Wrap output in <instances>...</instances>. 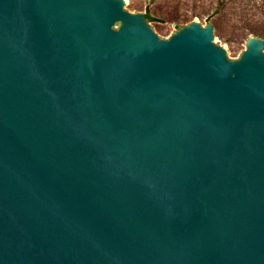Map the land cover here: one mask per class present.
<instances>
[{
	"label": "water",
	"instance_id": "95a60500",
	"mask_svg": "<svg viewBox=\"0 0 264 264\" xmlns=\"http://www.w3.org/2000/svg\"><path fill=\"white\" fill-rule=\"evenodd\" d=\"M221 30L0 0V264H264V43Z\"/></svg>",
	"mask_w": 264,
	"mask_h": 264
},
{
	"label": "rangeland",
	"instance_id": "374dc122",
	"mask_svg": "<svg viewBox=\"0 0 264 264\" xmlns=\"http://www.w3.org/2000/svg\"><path fill=\"white\" fill-rule=\"evenodd\" d=\"M123 4L154 20L150 22L168 38L198 22L201 27H221L217 45L232 60L240 59L250 40L264 43V0H123Z\"/></svg>",
	"mask_w": 264,
	"mask_h": 264
},
{
	"label": "trees",
	"instance_id": "16d2710c",
	"mask_svg": "<svg viewBox=\"0 0 264 264\" xmlns=\"http://www.w3.org/2000/svg\"><path fill=\"white\" fill-rule=\"evenodd\" d=\"M147 18L149 19V20H154V18L153 17H151L150 15H148L147 14Z\"/></svg>",
	"mask_w": 264,
	"mask_h": 264
}]
</instances>
